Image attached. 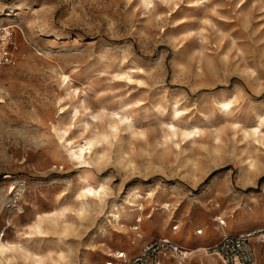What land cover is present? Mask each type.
Instances as JSON below:
<instances>
[{"label": "rangeland", "instance_id": "rangeland-1", "mask_svg": "<svg viewBox=\"0 0 264 264\" xmlns=\"http://www.w3.org/2000/svg\"><path fill=\"white\" fill-rule=\"evenodd\" d=\"M0 19L17 58L0 69V264H127L163 237L180 250L161 264H224L199 251L224 236L207 231L264 227V0H0ZM136 191L154 194L142 223Z\"/></svg>", "mask_w": 264, "mask_h": 264}, {"label": "built area", "instance_id": "built-area-1", "mask_svg": "<svg viewBox=\"0 0 264 264\" xmlns=\"http://www.w3.org/2000/svg\"><path fill=\"white\" fill-rule=\"evenodd\" d=\"M13 27L0 26V69L16 64ZM180 247L168 237L147 244L127 264H161L170 252H179ZM220 257L224 264H264V227L239 234H228L207 248ZM184 256L186 251H180Z\"/></svg>", "mask_w": 264, "mask_h": 264}, {"label": "bare ground", "instance_id": "bare-ground-1", "mask_svg": "<svg viewBox=\"0 0 264 264\" xmlns=\"http://www.w3.org/2000/svg\"><path fill=\"white\" fill-rule=\"evenodd\" d=\"M145 2H146V4L147 5H150L151 3H152V1L153 0H144ZM148 9V8H147ZM0 23H4V19H0ZM4 25V24H3ZM8 25H6V26H2V27H7ZM64 77V81H70V75L69 74H65V75H63ZM129 77V76H128ZM233 102H234V99L233 98H230V99H228V98H221V99H219L218 101H217V105L219 106V108L222 110V111H226V112H228L229 110H231L232 109V105H233ZM176 105V104H175ZM62 109V112L64 111V109H65V107H62L61 108ZM78 110V109H77ZM175 114L178 116L180 113H181V110L180 109H178V108H176L175 109ZM260 118H259V121H258V124L251 130L252 131V134H257V133H260L261 132V130H262V126L264 125V115H260L259 116ZM95 118V117H94ZM131 117H130V115H126V116H121L120 117V119H119V121H116V122H113L112 123V127L113 128H115V129H118V122H120V121H123V120H125V119H130ZM117 120V119H116ZM130 124V123H129ZM250 130V129H249ZM169 131H170V135H171V137H178V136H183V138L185 139H187V138H190V137H195V136H197L202 130L198 127V126H193V127H182V128H180L179 126H177L176 124H171V126H170V128H169ZM251 131H248V130H246L245 131V133H247V134H249V133H251ZM65 132H66V130L64 131V133H63V135H62V137H65L64 136V134H65ZM244 133V134H245ZM246 134V135H247ZM218 137V136H217ZM105 139V138H104ZM70 140V139H69ZM70 143L69 144H71V146L69 147V152H70V155H71V157L72 158H74V157H76V158H83L85 161H87V152L89 151V153H91V151H92V149H93V147L95 146V144H96V142H97V139L95 138V137H87L86 139H85V144H79V145H77V146H75V145H73V141L71 140V141H69ZM249 158V157H248ZM255 166H256V164H255V162H254V160H251L250 158H249V160H248V168H255ZM105 185L104 184H101V185H99V187H98V185H97V187H95V186H93V185H91V184H89L87 187H85L84 189H83V192H82V195H84V196H89V194H93V195H97V194H101L102 193V191H105ZM153 196H154V194H153V192H150L149 194H148V196L146 197V196H144L141 192H139V191H136V192H134L133 193V201H134V203H137L138 202V208L137 209H135V212L137 211L138 213H139V218L137 219V221L139 222V223H142L143 222V220H144V217H145V203H144V200H146V199H150V198H153ZM164 206H165V208L167 209V210H170L171 209V204H169V203H164ZM55 214V213H54ZM53 214V215H54ZM122 215H123V213H122V210H119V212L118 213H114V217H115V220L116 221H121V218H122ZM148 217V216H147ZM50 218V217H49ZM52 218V217H51ZM221 218V216L219 217V219ZM55 219V218H54ZM41 222H43V220H40V222H38V225H36L37 226V228L38 229H42V224H41ZM231 227V224H229V222L227 221V220H221V225H217L216 227H215V229L213 230V231H207L206 232V234L208 235V234H210V233H220L221 232V234H223V235H227L228 234V232H229V228ZM138 229L139 230V228H140V226H136L135 227V229ZM201 231V235L202 234H204L205 232H204V230H200ZM168 233H172L171 231H168ZM198 233H199V230H198ZM173 235H177V233L176 232H173L172 233ZM139 237H140V239H144V236H143V234L142 233H140L139 234ZM136 243V242H135ZM10 244V243H9ZM135 248V245H133V246H131L130 248H128V249H126L125 251H124V261L125 262H127V261H129L133 256H136V254H135V252L133 253L132 251V249H134ZM8 249H10V246L7 244V243H5L4 241H2V240H0V252H5V251H7ZM207 248H205V247H202L201 246V248H199V251H204V253L206 252L207 253ZM193 252V251H192ZM192 252H190V253H192ZM117 253V252H116ZM123 253V252H122ZM189 253V254H190ZM199 253V252H198ZM113 254V253H112ZM119 254V253H118ZM185 254H188V252H186ZM189 254H188V256H189ZM111 255V254H110ZM205 256V255H204ZM210 255H207V258H208V260L209 261H211V263L212 262H214V261H216L214 258H212V257H209ZM41 257V256H40ZM42 258V257H41ZM202 258H203V256H202ZM206 258V257H205ZM205 258H203V260L205 259ZM2 259V258H1ZM37 260H39V259H37ZM176 260V259H175ZM177 260H179V259H177ZM207 260V261H208ZM43 261V260H42ZM206 261V262H207ZM41 262V259L39 260V263ZM38 263V264H39ZM204 262H201V264H203ZM215 264H216V262H214ZM41 264V263H40ZM177 264H184V262H181V261H179Z\"/></svg>", "mask_w": 264, "mask_h": 264}]
</instances>
